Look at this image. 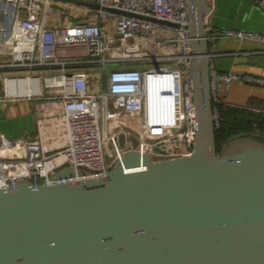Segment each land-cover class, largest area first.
I'll use <instances>...</instances> for the list:
<instances>
[{"label": "built area", "instance_id": "built-area-1", "mask_svg": "<svg viewBox=\"0 0 264 264\" xmlns=\"http://www.w3.org/2000/svg\"><path fill=\"white\" fill-rule=\"evenodd\" d=\"M51 0H0V106L33 103L36 134L0 130V189L18 179L50 181L66 165L104 175L131 147L152 157L188 154L196 133L190 75L187 0H89L77 22L48 18ZM264 10V0H253ZM166 20L169 23H162ZM210 30V29H208ZM219 37L255 39L264 32L221 28ZM212 109L219 125L222 84L252 80L210 63ZM259 80V79H257Z\"/></svg>", "mask_w": 264, "mask_h": 264}, {"label": "water", "instance_id": "water-1", "mask_svg": "<svg viewBox=\"0 0 264 264\" xmlns=\"http://www.w3.org/2000/svg\"><path fill=\"white\" fill-rule=\"evenodd\" d=\"M99 7L89 0H61ZM187 0L196 133L188 154L131 147L104 175L66 165L0 189V264H264V139L217 147L205 15ZM169 23L166 20H159Z\"/></svg>", "mask_w": 264, "mask_h": 264}, {"label": "crops", "instance_id": "crops-1", "mask_svg": "<svg viewBox=\"0 0 264 264\" xmlns=\"http://www.w3.org/2000/svg\"><path fill=\"white\" fill-rule=\"evenodd\" d=\"M205 26L212 31L235 28L264 32V10L253 0H212L205 15ZM210 63L221 72L233 71L254 78L233 79L227 87L222 84L219 96L223 103L264 114V43L234 36L219 37L215 47L210 46ZM0 130L10 137L34 136L36 125L32 101L20 98L3 102Z\"/></svg>", "mask_w": 264, "mask_h": 264}, {"label": "trees", "instance_id": "trees-1", "mask_svg": "<svg viewBox=\"0 0 264 264\" xmlns=\"http://www.w3.org/2000/svg\"><path fill=\"white\" fill-rule=\"evenodd\" d=\"M250 132H256L258 137L264 139V114L242 106L219 104V125L215 130L218 149L228 139Z\"/></svg>", "mask_w": 264, "mask_h": 264}, {"label": "rangeland", "instance_id": "rangeland-1", "mask_svg": "<svg viewBox=\"0 0 264 264\" xmlns=\"http://www.w3.org/2000/svg\"><path fill=\"white\" fill-rule=\"evenodd\" d=\"M84 10V5L75 4L72 2L61 1V0H51L48 9V18L62 17L64 23L67 22H77L79 20V11Z\"/></svg>", "mask_w": 264, "mask_h": 264}]
</instances>
